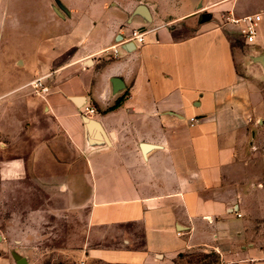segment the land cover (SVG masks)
<instances>
[{
    "label": "crops",
    "instance_id": "crops-1",
    "mask_svg": "<svg viewBox=\"0 0 264 264\" xmlns=\"http://www.w3.org/2000/svg\"><path fill=\"white\" fill-rule=\"evenodd\" d=\"M229 14L260 15L252 44ZM132 29L144 42L110 58ZM260 55L264 0H0V182L30 158L46 192L87 209L83 264H264L226 189L264 131Z\"/></svg>",
    "mask_w": 264,
    "mask_h": 264
},
{
    "label": "rangeland",
    "instance_id": "rangeland-1",
    "mask_svg": "<svg viewBox=\"0 0 264 264\" xmlns=\"http://www.w3.org/2000/svg\"><path fill=\"white\" fill-rule=\"evenodd\" d=\"M237 44L242 45L239 39ZM42 122L28 124L40 127ZM39 133V132H38ZM40 134V133H39ZM25 156L29 146L22 147ZM24 154V155H23ZM21 182H0V264H80L78 251L85 244L87 209L67 208L69 199L50 194L41 185L43 172L36 173L32 161ZM227 194L241 207L248 240L264 249V131L249 138L235 168L227 178ZM200 252L174 264H208Z\"/></svg>",
    "mask_w": 264,
    "mask_h": 264
},
{
    "label": "built area",
    "instance_id": "built-area-1",
    "mask_svg": "<svg viewBox=\"0 0 264 264\" xmlns=\"http://www.w3.org/2000/svg\"><path fill=\"white\" fill-rule=\"evenodd\" d=\"M224 22L231 23L234 25H243V38L244 42L247 45H250L254 42V38L256 35V26L257 23L260 21V15L254 14V15H246L240 18H235L231 14H229L226 17L222 18ZM120 41L117 44H114L110 46L105 53L112 59H116L119 56V49H121L122 46L133 43V44H141L144 42V34L137 30L132 29L127 34L120 36ZM27 87L36 95H39L41 97H45L49 92V86H47L41 77H36L32 79ZM85 112L87 114H93L94 109L92 107H88L85 109ZM190 125H193L195 122H197V119H189ZM237 217H240L239 214H237ZM83 264V263H80Z\"/></svg>",
    "mask_w": 264,
    "mask_h": 264
},
{
    "label": "water",
    "instance_id": "water-1",
    "mask_svg": "<svg viewBox=\"0 0 264 264\" xmlns=\"http://www.w3.org/2000/svg\"><path fill=\"white\" fill-rule=\"evenodd\" d=\"M134 48V44L133 43H129V44H126L124 46H122V49H125V50H129V49H133ZM253 61L254 62H257V63H260L264 69V56L263 55H260V56H257V57H253ZM114 85H117L119 83V80L118 79H114L113 81ZM14 259L17 261L18 264H23L25 263V259L23 258H19L15 255H13Z\"/></svg>",
    "mask_w": 264,
    "mask_h": 264
}]
</instances>
